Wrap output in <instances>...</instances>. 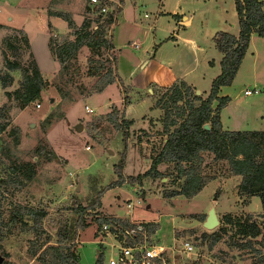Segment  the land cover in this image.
Returning a JSON list of instances; mask_svg holds the SVG:
<instances>
[{"label":"rangeland","instance_id":"obj_1","mask_svg":"<svg viewBox=\"0 0 264 264\" xmlns=\"http://www.w3.org/2000/svg\"><path fill=\"white\" fill-rule=\"evenodd\" d=\"M114 1L121 5L120 0ZM88 4L89 0H0V76L8 73L2 54L3 40L19 37L16 30L22 29L30 50L18 42L16 51L5 52L8 59L29 66L32 55L43 78L52 85H60L75 100L71 106L61 103L56 89L49 86L41 92L39 100L20 110L18 102L6 95L20 88V72L10 73L12 80L6 88L0 85V122L7 125L0 135V219L7 223L19 205L47 213L41 236L19 223L2 227L1 264H40L29 254L30 248L43 249L47 241L54 244V231L59 225L74 226L75 204L88 208L85 219L89 227L78 232L75 243L80 264H96L101 252L103 264L110 257L101 243L105 238L98 235V219L119 221L109 223L122 229L136 223L148 224V242L165 247L167 264H264V235L251 249L237 250L230 246L232 241L242 238L235 234L238 227L224 224V216L230 215L234 221L244 220L248 214L262 213V208L256 197H238L241 178L230 174L227 161L216 162L204 156L200 175L205 186L211 184L192 198L170 197L171 192L181 189L184 180L175 179L173 166L159 165L160 178H145L141 185L123 184L110 189L100 198V205L92 209L98 193L117 180L113 168L125 146L123 174L131 177L147 172L162 146V112L154 107L162 90L148 84L165 86L168 77H182L188 82H199L198 90L208 92L209 82L220 73L221 60L212 37L222 30L217 29L221 21L227 23L222 28L232 25L237 28L233 0H124L122 14L117 12L116 22L107 30L108 36H113L117 55L114 51H101L95 56L88 49H81L77 59L70 63L74 73L71 81L66 82L57 76L59 64L50 52L48 41L50 36L56 37L57 43L72 38L67 24L60 18L49 17L47 10H54L57 5L58 9L73 14V20L79 23L88 16L85 11ZM175 7L192 18L191 26L183 29L176 25L169 15ZM173 29L180 30V37L194 40L201 50L192 49L184 41L178 44L169 41L157 48L155 44L163 42ZM204 32L209 35L203 37ZM133 43L139 45L138 49L133 48ZM113 57L117 58L116 64L111 63ZM209 62L214 65L210 66ZM101 64L110 67L124 85L116 82L104 92L89 96L98 79L90 74L91 69ZM254 88L258 93L243 95L244 90ZM222 93L230 98L220 115L224 130L264 131V38L251 36L233 83L224 87ZM123 99L131 102L124 112L125 118L133 119L134 123L125 144L121 132L107 119L113 105L124 109ZM36 103L40 108L35 107ZM85 107L92 113L86 112ZM59 110L65 117L44 132V119ZM77 125H82L81 132L76 130ZM38 147L53 150L57 158L47 162L35 152ZM21 163H31L35 176L26 182L18 175L25 185L15 190L5 181L9 175L13 176L14 164ZM211 207L215 208L220 224L207 231L202 224ZM24 222L31 225L27 218ZM221 228L227 229V233L211 249L209 239L203 235ZM184 242L191 244L192 252L184 251Z\"/></svg>","mask_w":264,"mask_h":264},{"label":"trees","instance_id":"obj_2","mask_svg":"<svg viewBox=\"0 0 264 264\" xmlns=\"http://www.w3.org/2000/svg\"><path fill=\"white\" fill-rule=\"evenodd\" d=\"M233 2L238 19L239 33L235 36L226 32H218L214 36L215 48L221 54L220 74L213 79L209 95L203 99L200 95H196L194 89L184 81L175 82L170 87L157 88L162 90L154 104V107L162 112L161 135L164 139L160 150L153 157L147 172L131 177L123 174L127 158L125 146L118 164L113 168L117 180L98 193L92 209L100 205V198L110 189L123 184L141 185L145 178H160L162 174L157 170L159 165L173 166L175 179L184 180L181 189L171 192L169 196L192 198L205 186L200 175V166L204 156L207 155L216 162L227 161L230 174L241 178L237 188L238 197H256L262 208V213L256 216L248 214L244 220L237 219L234 221L230 215L224 216V224L238 227L235 234L242 238L232 241L230 246L237 250L251 249L254 244H258L257 239L263 237L264 131L223 130L220 112L230 102V98L228 96L218 97V94L222 87L230 86L233 83L249 48L251 36L256 35L264 38V1L233 0ZM85 11L89 17H85L80 26L75 24L70 13L47 12L49 17L54 16L62 19L67 24L72 37L71 40L64 39L62 43H57V38L50 36L48 41L50 52L59 64L57 76L66 82L71 81V74L74 73L71 71L70 63L77 59L81 49L86 48L93 55L98 56L101 51L108 53L114 48L112 36L109 37L107 31L115 22L113 13H107L103 17L100 15L91 17L89 6L86 7ZM16 31L19 32V37H6L3 40L4 50L2 54L8 73L0 76V85L2 88H6L12 80L10 73L18 71L21 75L20 88L6 93V95L17 101L18 108L23 110L30 103L39 100L42 91L52 86L58 92L61 103L68 106L75 103V100L60 85H52L43 78L32 55L29 66H22L18 61L8 59L5 52L16 51L15 44L18 42L23 44L25 50H30V43L25 32L22 29ZM89 62L92 61L89 59ZM116 62L117 58L113 57L111 63L116 64ZM90 74L97 75L98 79L92 86L89 96L103 92L107 86L116 82L122 85L121 79L113 75L112 69L106 68L102 64L93 67ZM126 100L123 99L124 107L128 105ZM124 112V109L120 110L113 105L110 113L107 114V119L117 131L121 132L125 144L129 136V129L134 123L133 120L125 118ZM64 117L65 115L61 110L56 114L50 113L44 119L42 129L45 132ZM206 125L209 129L205 128ZM6 127V123L0 122V135ZM17 144L18 140L15 138V145ZM35 152L47 162L57 158L53 150L46 151L43 147H38ZM11 171L13 176L9 175L5 184L14 187L15 190L23 188L25 185L23 180L30 182L35 176L31 163L14 164ZM18 175L22 176L23 180H20ZM87 210L88 208L75 204L73 211L77 215V219L74 226L66 223L59 225L54 231V244H49L50 241H47L45 248L41 249L37 246L30 248L29 254L35 257L40 264H80L75 251V243L78 232L89 227L85 219ZM46 217L47 213L43 210L32 209L23 205L17 206L11 212L7 223H3L0 219V241L3 236L2 227L9 224L19 223L27 231L41 236L44 232L42 223ZM24 218L31 222L30 226L24 222ZM97 221L99 226L109 222L119 223V221L108 219H98ZM123 225L125 226V224ZM226 233L227 229L221 228L209 235H203V237L209 239V247L212 249L223 239ZM254 250L258 251V249ZM96 264H103V252L99 253Z\"/></svg>","mask_w":264,"mask_h":264},{"label":"built area","instance_id":"obj_3","mask_svg":"<svg viewBox=\"0 0 264 264\" xmlns=\"http://www.w3.org/2000/svg\"><path fill=\"white\" fill-rule=\"evenodd\" d=\"M112 3L115 4L114 9H110ZM88 6L91 14L95 16L103 17L107 13H113L116 22L117 10L120 8L118 2L114 0H89ZM133 48H138V45L133 44ZM254 93H258L257 88L252 91L249 89L243 91L245 97L252 96ZM35 107L40 108V104L36 103ZM85 110L92 113L88 107H85ZM147 228L148 224L145 223H136L126 229L115 227L110 223H103L99 228L98 235L105 238V241L101 243L107 247L104 251L107 250L110 253L107 264H167L165 257L167 250L163 246L148 242L149 231ZM182 246L185 252H192L193 247L189 242L182 243Z\"/></svg>","mask_w":264,"mask_h":264},{"label":"crops","instance_id":"obj_4","mask_svg":"<svg viewBox=\"0 0 264 264\" xmlns=\"http://www.w3.org/2000/svg\"><path fill=\"white\" fill-rule=\"evenodd\" d=\"M121 5H120V12L119 13H121L122 14V11H123V6H122V4L124 3V0H122L121 2ZM234 3V2H233ZM161 9H163L164 8V3L163 2H161ZM54 7H55V9L53 10V9H50V11H53V12H58V11H61V12H64L63 10H61V9H58V7L59 6H57V5H54ZM234 10H235V7H234ZM161 10H160V7H159V11H158V13H161L160 12ZM47 12H48V10H47ZM68 13V12H67ZM235 13H236V11H235ZM71 14V13H70ZM121 14H119V16H121ZM233 14V13H232ZM169 15L173 18V19H175V21H176V25L177 26H179V27H181V28H183V29H186L187 27H189V26H191L192 25V22H193V20H192V18H190V17H188L187 15H185L182 11H181V8H176L175 7V9L171 12V13H169ZM71 16H72V19H73V14H71ZM235 16V15H234ZM50 17H54V16H50ZM145 18H147V16L145 15L144 16ZM236 17H237V15H236ZM74 21V20H73ZM75 22V24L77 25V26H80L81 25V23H82V20H80V22L79 23H77L76 21H74ZM221 26H220V28H217L218 30H220V29H222V30H220V31H216L215 33H214V35H213V37H212V39H214V36H215V34L216 33H218V32H226V33H229V34H232V35H235V36H237L238 35V33H239V26H238V19H237V28H235V25H232L231 26V28H222V27H224L225 26V24L227 25V23L226 22H222L221 21ZM219 24V25H220ZM50 26V25H49ZM49 26H48V28H49ZM51 27V26H50ZM175 32H176V34H175ZM68 33L70 34V30L68 31ZM179 33H180V30H176V29H173L172 30V32H171V35L169 36V37H167L163 42H161V43H159L158 45H156L155 44V46L158 48H160L164 43H166V42H171L172 44H178L179 43V41H184V44H188V45H190L191 46V48L192 49H194V50H196V51H200L201 49L198 47V45H197V43L194 41V40H188V39H185V38H182V37H180V35H179ZM205 34H206V36H208L209 35V33H206V32H204L203 33V37H206L205 36ZM112 35V34H111ZM71 37V36H70ZM72 38V37H71ZM112 38H113V36H112ZM251 39V38H250ZM213 42H214V40H213ZM112 44H113V40H112ZM133 44H135V43H133ZM135 45H138V44H135ZM215 45V44H214ZM133 46V45H132ZM139 46V45H138ZM113 51L114 52H116V55H117V50L115 49V45L113 44ZM136 49H138V48H136ZM156 49V48H155ZM117 57V56H116ZM152 57H154V55L152 56ZM162 63H164V62H162ZM209 65L210 66H213L214 65V63L213 62H209ZM219 65H220V63H219ZM220 74V73H219ZM218 74V75H219ZM217 75V76H218ZM216 76V77H217ZM215 78V77H214ZM213 78V79H214ZM213 79L209 82V85H210V87H211V83H212V81H213ZM122 81V80H121ZM180 81H184L188 86H190L192 89H194V91L196 92L197 90H198V85H199V82H188V81H185V80H183L182 79V77H178V78H176V77H174V76H170V77H168V80L167 81H165L167 84L164 86V85H159V84H155V83H150V84H148V86L149 85H154V86H158V87H160V88H166V87H170L173 83H175V82H180ZM124 85V83H123V81H122V86ZM147 86V87H148ZM108 87V86H107ZM106 87V88H107ZM210 87H209V90H208V92L207 93H205V92H203L202 93V91H200V90H198L199 92H200V96H202V98L203 99H205L208 95H209V91H210ZM106 88H105V90H106ZM224 87H222L221 89H220V91H219V94H218V97H225V96H227V95H225V93H222V89H223ZM104 90V91H105ZM103 91V92H104ZM131 105V102H129L128 101V105L127 106H125L124 107V109H125V112H126V109H128L129 108V106ZM215 105H216V103L214 104V107H215ZM228 105V104H227ZM226 105V106H227ZM152 108V107H151ZM224 109V108H223ZM222 109V110H223ZM155 110H158V109H155ZM221 110V111H222ZM159 112H160V110H158ZM220 115H221V112H220ZM127 119V118H126ZM128 120H133V119H128ZM220 121H221V116H220ZM221 125H222V122H221ZM222 129H223V125H222ZM224 130V129H223ZM228 131V130H227ZM211 184V182L210 183H208L207 185H210ZM207 185L205 186V187H207ZM204 187V188H205ZM204 188H202V190L204 189ZM201 190V191H202ZM200 191V192H201ZM199 192V193H200Z\"/></svg>","mask_w":264,"mask_h":264},{"label":"water","instance_id":"obj_5","mask_svg":"<svg viewBox=\"0 0 264 264\" xmlns=\"http://www.w3.org/2000/svg\"><path fill=\"white\" fill-rule=\"evenodd\" d=\"M196 95H200V92L196 91ZM205 128L209 129L208 125H206ZM76 130L78 132H81L82 131V125H77ZM219 224H220V222L217 218L215 208L211 207V209L207 213L206 219H205L204 223L202 224V226L205 230L212 231L215 228H217L219 226ZM1 262H2V259L0 258V264H1Z\"/></svg>","mask_w":264,"mask_h":264}]
</instances>
